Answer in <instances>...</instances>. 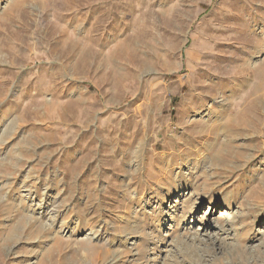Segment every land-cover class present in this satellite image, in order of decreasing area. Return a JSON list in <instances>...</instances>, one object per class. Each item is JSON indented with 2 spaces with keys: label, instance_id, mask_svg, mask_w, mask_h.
<instances>
[{
  "label": "rangeland",
  "instance_id": "1",
  "mask_svg": "<svg viewBox=\"0 0 264 264\" xmlns=\"http://www.w3.org/2000/svg\"><path fill=\"white\" fill-rule=\"evenodd\" d=\"M0 264H264V0H0Z\"/></svg>",
  "mask_w": 264,
  "mask_h": 264
}]
</instances>
